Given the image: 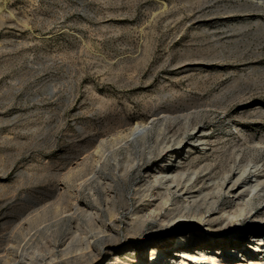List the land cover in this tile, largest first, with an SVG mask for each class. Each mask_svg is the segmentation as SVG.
I'll return each mask as SVG.
<instances>
[{"label":"rangeland","instance_id":"1","mask_svg":"<svg viewBox=\"0 0 264 264\" xmlns=\"http://www.w3.org/2000/svg\"><path fill=\"white\" fill-rule=\"evenodd\" d=\"M159 113L177 118L151 131L156 162L165 138L200 130L201 141L175 170L186 178L197 171L195 189L211 191L219 184L211 181L250 163L261 168L264 185V0H0V250L11 239L17 253L45 251L39 236L25 243L30 227L48 224L57 204L73 202L75 175L89 173L94 152ZM152 166L145 158L118 181L120 215L152 200L141 192L149 188L143 171ZM91 195L89 187L79 194L86 208ZM181 201L172 196L169 208ZM247 201L241 210L221 195L214 225L221 213L236 219L214 239L195 231L190 248L245 247L251 235H264V201ZM79 219L78 229L69 218L51 226L54 239L84 232L87 221ZM194 227L184 222L177 229ZM124 234L138 245L139 236L121 227L120 239ZM164 236L147 233L140 264L151 263L152 240L173 247ZM224 256L217 261L231 259ZM167 262L161 255L157 264Z\"/></svg>","mask_w":264,"mask_h":264},{"label":"bare ground","instance_id":"2","mask_svg":"<svg viewBox=\"0 0 264 264\" xmlns=\"http://www.w3.org/2000/svg\"><path fill=\"white\" fill-rule=\"evenodd\" d=\"M167 118L170 121L177 117L159 113L155 119L136 124L127 133L111 140L107 144L108 150L105 146H101L100 151L94 152L89 173L81 174L82 169L80 174L75 175L80 183L75 188L76 196L73 202L68 203L69 205L64 208L55 204L57 207L53 213V219L48 224L43 222L44 225L39 227H30L24 235L23 239L27 245L39 236L45 245V251L42 252L28 246L29 248L24 249L23 252L17 253L14 247H10L9 244L14 246V242L10 239L7 246L0 250V264H92L97 261L101 264H140L138 253L145 245L143 239L147 233L164 234L168 241H174L173 247L172 244L166 247L161 245L157 239L152 240L150 243L151 263L148 262L150 264H157L161 255L167 259L166 264H264V235H251L245 247L236 244L226 249L201 247L193 250L190 248L191 241L195 240L193 236L195 231L201 238L207 236L214 239L215 234H219L236 219L233 214L221 213L223 221L214 225L217 221L215 220L217 213L214 211L221 195L231 197L234 205L243 210L249 198L258 196L264 201V185L256 174L259 167L251 166L250 163L245 166L244 172L233 169L221 180L211 181L213 184L219 182L218 186L211 191L204 192L203 189H195L191 176L197 174V171H193V174H189L186 178L184 172L179 174L175 173V170L184 163V156L195 150L193 143L199 144L201 141L198 136L200 130L194 127L188 133L191 134V138L182 136L178 141L165 138L159 155H157L159 161L156 162L154 159L156 147L148 142V138L155 125L159 122L166 124ZM145 158L153 166L151 170L143 171L144 181L149 188L141 192L143 198H152V200L140 199L139 201L143 204L140 210L129 208L127 213L120 215L116 207L115 186L118 181L126 180L134 169H139ZM171 164L173 167H170ZM247 172L249 176L245 177ZM86 187L90 188L93 201L92 207L88 208L84 207L79 197ZM151 189H156L157 194L151 195ZM98 192L101 193L98 194ZM172 196H178L182 201L169 208ZM164 206L168 207L163 208ZM204 208L207 210L206 213L203 212ZM83 215L88 225L84 232L79 230L63 241L54 239L57 231L52 230L51 226H57L59 222L69 218L73 220L71 228L78 229L79 217ZM182 218L188 220L184 222H191L195 225L193 232L177 229L184 223ZM145 224H151L152 227L147 228L145 234L139 235L138 232L145 228ZM202 226H206L203 233ZM121 227L139 236L138 245L131 242L130 234H124L125 236L120 239ZM93 228L97 232L90 234ZM172 228L174 229L171 230ZM117 243H120V246L114 248L113 245ZM17 246L22 251V247L20 248L19 244ZM171 248L175 249L173 257L165 254ZM259 251H261L260 254H258ZM218 255L223 257L227 255L231 259L218 262ZM235 255L241 257L242 260H235Z\"/></svg>","mask_w":264,"mask_h":264}]
</instances>
